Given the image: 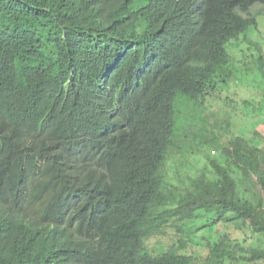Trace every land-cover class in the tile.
<instances>
[{"label": "trees", "instance_id": "obj_1", "mask_svg": "<svg viewBox=\"0 0 264 264\" xmlns=\"http://www.w3.org/2000/svg\"><path fill=\"white\" fill-rule=\"evenodd\" d=\"M255 5L0 0V264H264L228 237L187 251L218 223L264 236V142L202 117ZM206 145L215 178H169ZM168 227L182 238L151 252Z\"/></svg>", "mask_w": 264, "mask_h": 264}, {"label": "rangeland", "instance_id": "obj_2", "mask_svg": "<svg viewBox=\"0 0 264 264\" xmlns=\"http://www.w3.org/2000/svg\"><path fill=\"white\" fill-rule=\"evenodd\" d=\"M252 12L257 16L258 25L251 27L239 39H232L227 43L233 76L226 81L216 79L218 90L206 100L202 117L213 127L231 126L230 131L223 136L225 141L241 136L250 144H257L264 142V77L256 64V60L261 55L264 56V7L255 5ZM214 159L221 163L226 161L222 151L216 146L206 145L196 150H187L177 157L176 162H171L169 178L176 182L181 177L178 163L185 174L195 177L207 172L209 178H215L211 165ZM252 188L256 195L262 194L260 185H253ZM224 237H228L230 244L236 245L237 249L264 246L263 235L244 231L235 225L218 223L209 229L199 230L195 236L196 245H190L187 251L206 256L207 243ZM181 238V233L168 227L164 233L147 241V246L151 252L161 254Z\"/></svg>", "mask_w": 264, "mask_h": 264}, {"label": "clouds", "instance_id": "obj_3", "mask_svg": "<svg viewBox=\"0 0 264 264\" xmlns=\"http://www.w3.org/2000/svg\"><path fill=\"white\" fill-rule=\"evenodd\" d=\"M5 202L3 200H0V206H2Z\"/></svg>", "mask_w": 264, "mask_h": 264}]
</instances>
